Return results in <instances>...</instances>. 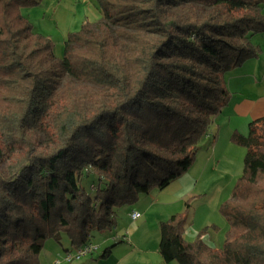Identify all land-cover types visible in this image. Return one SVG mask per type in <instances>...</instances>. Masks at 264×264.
<instances>
[{
    "label": "trees",
    "instance_id": "16d2710c",
    "mask_svg": "<svg viewBox=\"0 0 264 264\" xmlns=\"http://www.w3.org/2000/svg\"><path fill=\"white\" fill-rule=\"evenodd\" d=\"M37 3L0 0V264H39L62 233L91 243L118 207L184 174L229 100L226 74L259 56L251 37L264 32V0H95L100 19L69 32L57 59L21 11ZM230 139L245 153L219 206L222 246L203 238L213 224L184 238L188 199L159 223L163 262L264 264V116Z\"/></svg>",
    "mask_w": 264,
    "mask_h": 264
},
{
    "label": "rangeland",
    "instance_id": "374dc122",
    "mask_svg": "<svg viewBox=\"0 0 264 264\" xmlns=\"http://www.w3.org/2000/svg\"><path fill=\"white\" fill-rule=\"evenodd\" d=\"M72 22L73 24L71 28L78 29L79 23H76L75 25V22ZM262 35L263 32L253 34L251 42L254 45L259 46L257 41H260L259 39ZM64 39H58L57 37L54 38L55 47L53 48V54L57 59H60L63 55ZM237 68L230 70L226 74V83L227 78L239 71H235ZM67 80L71 82L72 87L77 93L88 90L90 87L89 84L73 79ZM211 127L217 126L214 124ZM213 132H215V130ZM38 138L43 144H46L49 141V136L45 132L39 131ZM233 145L234 146H226L223 137L221 136L218 145L216 146V153L220 155L219 165H213L218 159V155H216L217 157H214L210 164L203 165L205 163L204 160L202 162L203 166L199 165L197 167L195 166L194 169L192 168L194 174L190 175V177L188 174L189 172L184 174V176H182V174L176 180L171 181L167 186L163 188L153 187L148 194L140 195L134 203L118 207L116 209V227L111 232L95 233L91 238V243L97 246V250L93 253L83 255L80 259H75L71 262L66 261L64 259L66 253L65 249L70 251H73L74 249H72L70 240L64 235V233H62L60 242L53 237L44 241L38 257L39 264H95L92 259L105 262L107 256L101 258L99 255L105 247L112 245L118 239H123L118 245L123 243L127 244L129 241H132L133 244H138L143 247L145 246V242L149 243L148 247H151V257L154 264H179L176 261L168 263L162 261L158 250L159 230L151 232V227L153 228V226H151L150 223L154 220V212L157 214L160 212V208L167 207L165 205L163 206L165 202H170L168 203V205L171 206L170 210H175L173 209L175 207L177 208L175 205L181 204V211L176 212L181 213L185 207V200L188 199L190 209L186 214L187 222L185 225V239L187 238L188 241L193 240L200 229L213 224L217 226V228H209L203 238L208 245L215 248L221 247L228 224L226 218L219 212V206L222 202L229 199L235 181L242 173L245 150L244 147L240 145L235 143H233ZM212 147L213 146L206 143V139L203 138L199 142V148H201L200 150L198 149L200 151L199 155L201 156V153L204 150H209ZM182 185H184V190H181ZM93 187L94 186L92 185L89 186L90 189ZM185 193H187V195L183 200L181 197L184 196ZM149 206H153L151 214H147L150 209ZM132 209L137 210L140 215L142 214L138 217L139 219H131L129 212ZM144 220L147 221L144 222ZM125 247L127 246H123L122 248Z\"/></svg>",
    "mask_w": 264,
    "mask_h": 264
},
{
    "label": "crops",
    "instance_id": "0c3cea01",
    "mask_svg": "<svg viewBox=\"0 0 264 264\" xmlns=\"http://www.w3.org/2000/svg\"><path fill=\"white\" fill-rule=\"evenodd\" d=\"M21 11L37 31L50 36L53 42L55 37L64 39L69 32L78 31L84 21H97L101 17L98 9L95 7V0H38L36 5L22 8ZM72 21L75 22V25L79 23L78 29L71 28ZM259 40L257 41L261 48L259 56L245 60L235 70L239 71L227 78V88L230 93L229 100L214 120L213 125L215 124L217 127H212L210 132L203 137L206 139V143L211 144L213 147L209 150H204L201 156L199 155L201 148H199L193 164L184 173L187 174L189 172V177L194 174L192 168L194 169L195 166L202 165L204 160L205 163L203 165L210 164L212 159L217 157L216 146L221 136L226 146H234L230 139L232 133L238 132L246 135L248 133L249 123L264 116V32ZM214 130L215 132H213ZM219 164L220 155H218V159L213 165L216 166ZM181 190H184V185L181 186ZM231 193L229 199L231 198ZM186 195L187 193L181 199L184 200ZM168 203L170 202L163 204V206L165 205L167 207L160 208V212L157 214L156 212L153 213L154 220L150 223L153 226V228L151 227V232L159 230L160 221L167 219L173 213L181 211V204L175 205L177 206V208H173L175 210H170L171 206ZM149 208L147 214H151L153 206H149ZM131 211L137 210L132 209ZM146 221L144 220V222ZM185 234L186 228L184 229V238ZM148 244L145 242V246L143 247L138 244H133L132 241H129L127 244H116L111 249L109 256L105 258V262L95 259L92 260L95 264H154L151 257L152 250L150 249L151 247H148ZM123 246L127 247L122 248ZM74 248L75 244L72 245V249Z\"/></svg>",
    "mask_w": 264,
    "mask_h": 264
},
{
    "label": "built area",
    "instance_id": "2783aa9c",
    "mask_svg": "<svg viewBox=\"0 0 264 264\" xmlns=\"http://www.w3.org/2000/svg\"><path fill=\"white\" fill-rule=\"evenodd\" d=\"M140 216V213L137 211H131V219H137ZM97 250V246L92 243H87L82 246H75L73 251H66L64 259L68 262H71L75 259H80L83 255L93 253ZM57 262V261H56Z\"/></svg>",
    "mask_w": 264,
    "mask_h": 264
}]
</instances>
